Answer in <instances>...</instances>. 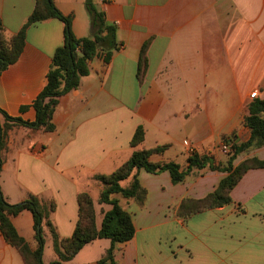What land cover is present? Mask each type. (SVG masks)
Masks as SVG:
<instances>
[{
    "label": "crops",
    "instance_id": "0c3cea01",
    "mask_svg": "<svg viewBox=\"0 0 264 264\" xmlns=\"http://www.w3.org/2000/svg\"><path fill=\"white\" fill-rule=\"evenodd\" d=\"M86 0H52L71 15L76 38L91 36ZM104 21L115 26L118 50L108 64L100 57L88 63L89 73L77 89L58 99L54 130H31L6 121L1 152L0 191L6 203L29 197L53 202L48 214L59 240L72 236L78 221L79 194H88L99 230L111 209L100 204L97 175L113 173L136 149L165 147L153 163L186 167L192 154L225 162L223 141L245 142L252 92L264 98V0H91ZM35 0H0V21L6 37L15 35L34 9ZM63 24L48 19L26 30L17 61L0 73V111L31 123L32 102L46 85L55 50L63 44ZM147 44L146 70L139 81L137 63ZM27 107L21 111V108ZM138 127L143 142L130 141ZM264 159V146L240 154ZM225 172L193 170L173 184L167 172L137 173L146 196L142 204L117 196L131 217L134 235L116 244V264H264V169L248 170L230 192L231 203L189 216L187 201L211 194ZM129 180L122 183L128 184ZM19 237L37 249L33 217L23 211L10 217ZM45 223V222H44ZM43 264L57 257L43 224ZM110 247L107 239L85 245L68 264H98ZM0 264H25L0 233Z\"/></svg>",
    "mask_w": 264,
    "mask_h": 264
},
{
    "label": "trees",
    "instance_id": "16d2710c",
    "mask_svg": "<svg viewBox=\"0 0 264 264\" xmlns=\"http://www.w3.org/2000/svg\"><path fill=\"white\" fill-rule=\"evenodd\" d=\"M85 6L90 18L91 36L76 38L71 30L72 16L62 15L54 6L52 0H35L34 9L22 28L13 36L6 37L0 21V73L19 58L25 44L26 30L39 22L48 19H57L63 24V44L57 48L52 56L51 65L46 75V85L32 102L35 111V120L31 123L20 119L8 117L0 111L6 121L25 126L31 130L52 132L54 126L52 117L58 99L78 88L80 79L89 73L88 63L95 57H100L108 64L115 51L118 50L115 26L104 21L103 13L97 11L91 0L85 1ZM147 44H144L137 63V78L140 81L147 67L145 57ZM27 107L21 108V111ZM248 115L244 118V127L249 131L248 139L236 144L233 140L223 138L229 144V153L225 162H216L213 156L192 154L187 158L186 167L181 169L174 162L153 163L149 158L160 154L165 147L158 146L150 150L136 149L144 138V132L138 127L130 141V146L136 149L131 156L113 173L97 175L94 180L102 185L98 202L111 207L102 219L100 229L95 226V211L93 202L88 194H79L78 221L70 238L59 240L48 219V214L54 209L53 202L42 204L37 198L31 196L17 205L6 203L0 191V233L23 258L25 264H43L41 253L44 247L43 224L49 229L53 239V250L57 259L51 264H68L70 260L87 244L107 239L110 247L98 260V264H116L114 250L116 244L131 240L134 227L130 215L119 205L117 196L126 200H134L142 204L146 191L137 179L141 170L157 175L167 172L173 184L183 182L185 177L193 170L225 172L227 176L219 183L218 187L205 198L197 201H187L179 212L188 207V212L182 216H189L205 210L223 207L231 203L230 192L240 178L251 169H264V159L256 157L233 166L235 159L242 153H248L264 146V98H255L248 104ZM5 129L0 124V170L2 166L1 152L5 148ZM129 180L126 186L122 183ZM23 211H28L33 217V228L37 249L31 251L24 239L19 237L10 222L11 216H16ZM45 222V223H44Z\"/></svg>",
    "mask_w": 264,
    "mask_h": 264
},
{
    "label": "built area",
    "instance_id": "2783aa9c",
    "mask_svg": "<svg viewBox=\"0 0 264 264\" xmlns=\"http://www.w3.org/2000/svg\"><path fill=\"white\" fill-rule=\"evenodd\" d=\"M101 1H104V0H101ZM257 92H252L251 94H250V98L251 99H255V98H257ZM220 150L221 151H229V148H228V146L226 145V144H222L221 146H220Z\"/></svg>",
    "mask_w": 264,
    "mask_h": 264
},
{
    "label": "rangeland",
    "instance_id": "374dc122",
    "mask_svg": "<svg viewBox=\"0 0 264 264\" xmlns=\"http://www.w3.org/2000/svg\"><path fill=\"white\" fill-rule=\"evenodd\" d=\"M222 152H224L225 156L229 153V151H222ZM248 153H250V152H248Z\"/></svg>",
    "mask_w": 264,
    "mask_h": 264
}]
</instances>
